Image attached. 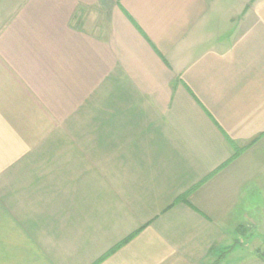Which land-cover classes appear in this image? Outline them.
<instances>
[{"label": "crops", "instance_id": "crops-1", "mask_svg": "<svg viewBox=\"0 0 264 264\" xmlns=\"http://www.w3.org/2000/svg\"><path fill=\"white\" fill-rule=\"evenodd\" d=\"M262 252L264 0H0V264Z\"/></svg>", "mask_w": 264, "mask_h": 264}, {"label": "rangeland", "instance_id": "rangeland-1", "mask_svg": "<svg viewBox=\"0 0 264 264\" xmlns=\"http://www.w3.org/2000/svg\"><path fill=\"white\" fill-rule=\"evenodd\" d=\"M225 1H227V3H228L229 5H231L232 3H236V4H237L239 0H225ZM91 11H92V13H90V14H93V16L96 15L97 9H94V10H91ZM83 14H87V15H89L88 12H86V13H82V15H83ZM232 240H233V244H234L233 247H234L235 249L242 248L241 251L243 250V252H245V251L249 252L247 246H246L245 243H244L245 240H244V238H243L242 235H234V236L232 237ZM235 240H236V242H235ZM262 254L264 255V252H262Z\"/></svg>", "mask_w": 264, "mask_h": 264}, {"label": "trees", "instance_id": "trees-1", "mask_svg": "<svg viewBox=\"0 0 264 264\" xmlns=\"http://www.w3.org/2000/svg\"><path fill=\"white\" fill-rule=\"evenodd\" d=\"M240 151H241V149L236 148L234 154L232 155V157H231L229 160H231L232 158H234V157H235ZM227 162H228V161H227ZM225 163H226V162H225ZM225 163L223 164V166L225 165ZM223 166L219 167V169L222 168ZM217 170H218V169H217ZM206 178H207V177H206ZM175 201H176V202H180V201L186 202V199H185V196L183 195V196L178 197ZM131 236H132V235H131ZM131 236L128 237V239H130ZM128 239H126V240H128ZM126 240H125V241H126ZM123 243H124V241L121 242L119 245H121V244H123Z\"/></svg>", "mask_w": 264, "mask_h": 264}]
</instances>
